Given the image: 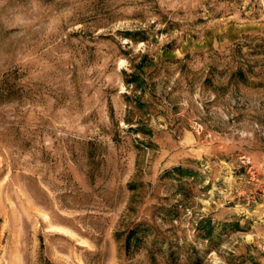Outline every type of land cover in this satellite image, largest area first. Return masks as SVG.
Wrapping results in <instances>:
<instances>
[{
	"label": "rangeland",
	"instance_id": "rangeland-1",
	"mask_svg": "<svg viewBox=\"0 0 264 264\" xmlns=\"http://www.w3.org/2000/svg\"><path fill=\"white\" fill-rule=\"evenodd\" d=\"M263 243L264 0H0V264Z\"/></svg>",
	"mask_w": 264,
	"mask_h": 264
},
{
	"label": "trees",
	"instance_id": "trees-1",
	"mask_svg": "<svg viewBox=\"0 0 264 264\" xmlns=\"http://www.w3.org/2000/svg\"><path fill=\"white\" fill-rule=\"evenodd\" d=\"M175 170H180V169H177V168H176ZM138 227H139V226H137L136 228L132 229V230L130 231V233H129L127 239H126L125 247H126L127 250H129V248L131 247V238L134 237V239H135V238L138 239V236H137V234H136V232L138 231Z\"/></svg>",
	"mask_w": 264,
	"mask_h": 264
},
{
	"label": "built area",
	"instance_id": "built-area-1",
	"mask_svg": "<svg viewBox=\"0 0 264 264\" xmlns=\"http://www.w3.org/2000/svg\"><path fill=\"white\" fill-rule=\"evenodd\" d=\"M261 251H262L263 254H264V243H263V245L261 246Z\"/></svg>",
	"mask_w": 264,
	"mask_h": 264
}]
</instances>
